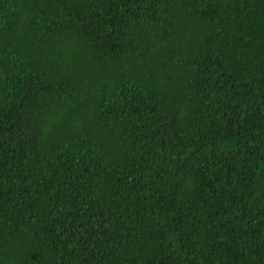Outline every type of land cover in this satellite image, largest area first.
Instances as JSON below:
<instances>
[{
    "label": "trees",
    "instance_id": "trees-1",
    "mask_svg": "<svg viewBox=\"0 0 264 264\" xmlns=\"http://www.w3.org/2000/svg\"><path fill=\"white\" fill-rule=\"evenodd\" d=\"M0 264H264V0H0Z\"/></svg>",
    "mask_w": 264,
    "mask_h": 264
}]
</instances>
